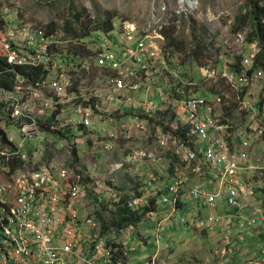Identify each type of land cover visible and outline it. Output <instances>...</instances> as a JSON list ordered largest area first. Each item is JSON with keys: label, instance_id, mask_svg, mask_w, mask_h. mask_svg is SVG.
Segmentation results:
<instances>
[{"label": "built area", "instance_id": "2783aa9c", "mask_svg": "<svg viewBox=\"0 0 264 264\" xmlns=\"http://www.w3.org/2000/svg\"><path fill=\"white\" fill-rule=\"evenodd\" d=\"M189 5L193 7L192 3ZM158 31L161 35L162 30ZM130 36L127 34L128 39L123 42L122 54H117L112 43L99 36V41L94 40L91 44V55L71 65L75 67L71 74L65 71L64 63L52 58L59 46L66 50L69 39L61 40L56 33L47 35L42 29L22 24L18 28L6 27L4 31L0 30V45L11 66L43 67L48 70L44 79L31 82L19 76L12 90H0V102L8 105L7 120L15 121L14 124L20 130L16 142L10 136V140L16 143L15 151H0V168L4 165L1 155H6V158L17 157L22 162L28 157V162L33 164L48 158L40 136L45 134L43 123L53 115L54 120L59 117L61 119L59 122L53 121L51 130L65 131L72 124L79 131L73 136L65 134L68 135L67 145L79 149L85 147V142L91 138L103 149H111L110 141L104 140L106 136L115 138L120 133L147 131L146 123L153 120L169 98H174L184 121L180 120L183 123L176 127L170 126V129L188 125V139L175 138L179 141L181 159L189 165L192 173L175 168L174 175L171 172L164 178L165 185H157L161 180L156 175H147L137 191L130 196L121 194L114 199L111 188H100L97 198L109 196V200L117 203L125 196L124 204L132 209L169 204V214L159 217L153 228L157 242L163 228L175 220L185 223L186 227L190 226L188 213L181 209L184 197L191 200L188 208L196 213L192 214L195 221L191 222V226L198 230L214 233L219 226L229 228L228 220H235L233 225L237 229H248L264 235V212L256 210L254 215L241 218L240 212L235 211L239 200L251 198L262 187L258 181L253 180L255 172L264 167L260 165L259 158L252 156V146L264 140V112L259 110L254 99L246 102V128L236 134L238 140L232 143L229 124L219 122L215 107L209 100L193 93L194 81L190 83L192 86L188 92L178 91L179 83L186 81L181 75L182 79L179 77L177 67H173L172 63L176 62H172L170 52L161 43H157L150 33H145L143 38L139 37L135 44L129 43ZM255 52L257 49L253 54ZM241 65L253 66L252 58L244 57ZM93 68L98 73L96 84L89 85L83 80L74 79L78 71L91 72ZM213 72V69H206V77L212 78ZM228 74L232 82L241 84L249 80L244 71ZM103 86L109 87L113 93L110 103H115L113 111L119 115L117 118L109 117L105 120L100 115L104 111L101 107ZM48 92L51 96L45 97L44 93ZM131 108L137 110L134 119L121 117L125 109ZM70 109L73 111L72 119L68 116ZM167 112L176 115L171 106ZM38 114L44 116L42 121ZM19 116H23V119L18 120ZM102 123H105L104 126ZM155 129L161 131L162 127L156 125ZM243 136L246 139L242 140ZM161 141H165V138ZM29 145L34 149L31 155L26 151ZM140 155H145V152ZM54 161V169L60 170L63 181L52 182L51 170L39 168L38 173L11 174L0 183V264H64L71 257L83 261L98 260L105 254L113 256L116 251L115 233L110 235L108 245L105 237L91 234L96 223L90 209L73 208L58 215L53 213L54 205L59 204L62 198H73L77 191L86 195L84 184L76 180L73 171L66 169L64 163ZM4 171L10 172L6 168ZM208 171H215L216 174L207 178ZM50 193L53 197L50 201L52 207L44 203ZM222 193L225 194V204L232 210L225 216H218L214 211ZM63 207L65 205L60 204V208ZM179 208L181 213L178 212ZM201 209L208 213L200 217ZM257 215L259 218H256ZM54 222L56 225L51 226ZM84 239L90 241V252L79 247ZM126 255V251H123V256ZM156 258L152 256L150 263H154Z\"/></svg>", "mask_w": 264, "mask_h": 264}, {"label": "rangeland", "instance_id": "374dc122", "mask_svg": "<svg viewBox=\"0 0 264 264\" xmlns=\"http://www.w3.org/2000/svg\"><path fill=\"white\" fill-rule=\"evenodd\" d=\"M190 3L193 4V7H190ZM261 3H264V0ZM71 7L81 11L82 22L87 25H89L90 19L95 22L97 15H100L102 19H107L111 11L114 16L112 20L115 22V28L109 32L96 30L85 39L86 41L90 39L99 41L97 38L100 36L112 43L117 54L123 53V42L128 39L127 34L131 35L129 43L135 44L138 42L139 37H144L145 33L152 34L153 39L164 47L167 46L168 42L166 35L170 34L182 41L187 52H189L192 20H195L201 30L207 29V40L212 43L208 46L203 60L206 65L192 67L189 65L188 59L184 61L185 51H174V47L167 48V50L171 54L172 62L177 64L179 77L181 75L187 85L192 78V81H194L193 93L209 100L211 105L215 107L218 117L221 119L226 118V124L230 126L228 132L232 143H236L238 140L236 134L246 128L245 103L252 102L253 99L257 103L261 99L264 100V73L255 71L249 75L248 71L253 66L242 67L241 65L239 72L244 71L246 77L249 78L246 82L240 84L237 81L232 82L228 78V73L234 72L229 67V62L232 59L237 60L240 55L243 58L246 56L252 58L253 52L256 49L257 52L259 51L256 43L252 45V43L247 42V35L251 31L249 25L237 32L233 31L236 18L245 14L248 10L246 0H0V14L6 21L8 28H18L22 24L26 27L44 29L47 24L53 22L60 27V30L56 32L59 38L61 35L63 36L62 26L69 17ZM90 26L93 27V22ZM158 30H162L161 35ZM64 50L65 47L59 46L55 49V52L57 54L64 52ZM183 62L187 64L184 65ZM72 63L74 64V62ZM74 68L70 66L65 68V71L73 74ZM208 68L213 69L215 72H213L212 78L206 77V69ZM97 74L96 69L88 73L80 70L74 79L77 78L76 81L83 80L85 84L94 85L97 83ZM176 79L178 80L177 77ZM188 86L192 85L189 83ZM101 89V102H110V97L113 94L110 88L103 86ZM44 94L45 97L51 96L49 92ZM170 106L176 111L173 119H171L172 113L167 112ZM262 108H259V110L264 112V104ZM132 111V108L125 109L127 114H123L121 117H131ZM159 111L151 122L146 123L147 131L145 132L120 133L116 138L106 136L104 140H115V142H112L111 149H103L98 143H94L91 138H88L85 147L75 148L77 150V161L72 158L71 148L74 147L70 144L67 145V139L59 140L46 133L40 136L41 143L45 145L44 148L47 150L46 157H48V160H58L59 163H64L66 169L73 171L76 180L84 184V189L88 187L87 191L85 190L87 195L85 200L96 223L91 234H99L105 237L108 241L107 245L110 244V235L112 233L117 235L116 241L120 244L116 245L117 249L111 257L112 260H106L105 254V256L95 260V263L113 264L115 261H121L126 264L128 258L129 264H264V235L248 229H237L233 225L235 221L231 220L228 222L231 232L227 235V239L222 236L223 233L220 230L215 231V233L222 237L214 235L212 238L207 236L208 233H205V231L197 230L199 232L198 237L201 240L203 238V240L200 241L199 245L196 244L197 247H193L195 242L198 243V240L193 238L191 241V238L194 237L193 231H185L182 222H180L181 224L174 231H168L174 224L170 227H164L157 242L153 228L156 226L157 219L164 217V215L159 216V213L163 210L161 206L158 210L152 211V215H150L151 213L148 214L140 222L133 225L132 228L129 227L117 233L109 227L103 232L95 214V209L100 207L101 204H111V200H109V196L105 198L103 195L99 198L98 203H94L100 194L99 189L103 186V188H111V193L115 199L118 193L125 196L132 195L149 173L159 175L164 181V178L170 175L169 166L171 164L174 169L177 168L179 171L192 173L189 165L186 162L183 163L181 159L179 141L175 138L173 132L169 131L170 126L176 127L177 124L183 123L180 120L184 121L179 114V105L174 102V98H169L168 102L164 103ZM100 115L102 118L105 117V120L109 117H119L113 111L111 105L109 109L104 106V111ZM43 117V115L38 114V118H41L40 121ZM69 117L72 119L73 115ZM60 119V117L57 118V122ZM54 121L56 122V118ZM9 123H12V120H0V126L8 131V134L16 142L20 137V130L15 126V121L12 123L13 126ZM156 125H160L162 130L157 131L155 129ZM65 131L69 136L79 132L72 124H69ZM163 138H165V141H161ZM244 139L246 137L243 136L242 140ZM53 142L58 143V147H61L57 148L50 145ZM35 143H38V141ZM252 147V156L259 158V162L263 164L264 140L259 141ZM142 152H145V155H140ZM130 156H132L131 160H129ZM134 156L136 159H134ZM152 158L157 160L149 161ZM115 163L120 165H115ZM1 169L0 174L3 175L4 179L11 174ZM213 174H216V172L214 171ZM256 180H260L264 186V173L257 176ZM257 201L260 209L256 210L264 212V197L260 196ZM253 203L256 204L255 201ZM163 204L165 203L159 205ZM238 209L239 211H246L244 212L246 216L254 215L256 211L251 204L244 202L241 203ZM180 210L179 208V213H181ZM214 212L218 216H225L227 212H231L229 206L225 204L224 193L218 198V205L215 207ZM206 213H208L207 210L203 211L204 216ZM216 226L218 227L219 224L216 223ZM139 235L143 239L142 243H140ZM235 238L238 240L237 242H235ZM185 239H189V243L185 247L191 248V251L196 249L195 253L179 254L176 248L170 247L168 249L172 243L175 244L176 240L178 246ZM122 242L125 246L121 244ZM232 243L235 245L227 248ZM123 251H126V256H123ZM152 256H157L154 263L149 261ZM158 257L159 260H157ZM71 260L72 258H70Z\"/></svg>", "mask_w": 264, "mask_h": 264}, {"label": "trees", "instance_id": "16d2710c", "mask_svg": "<svg viewBox=\"0 0 264 264\" xmlns=\"http://www.w3.org/2000/svg\"><path fill=\"white\" fill-rule=\"evenodd\" d=\"M261 2H263V0H246V7L248 10L245 14H242L241 16H238L236 18L235 25L233 27V31L237 32L239 30L244 29L246 25H249L251 31L247 35V42H249L250 44L256 43L259 48V51L255 52V54L252 55L253 67L250 71H248L249 75H251L255 71H259V73H264V3ZM113 17L114 16L113 14H111L110 11L107 19H102L100 15H97L95 18V22L90 19L89 25H87L85 22H82L83 17L81 11L78 9H73L71 7L69 11V17L62 26L61 31H63V36L61 35L60 37L61 40L69 39V45L68 47H66V50L64 52L55 54L52 57L53 60L60 61L64 64H70V62H74V64L76 65L82 59V57H89L92 51L91 44H93L94 40L92 41L90 39L89 41H86L85 38L91 36L92 33L96 30H104L106 32H109L114 29L116 25L115 22L112 20ZM92 22L93 27L90 26L92 25ZM6 27V21L0 14V30L4 31ZM59 28L60 27L56 23L50 22L42 30H44L47 35H51L55 34L58 30H60ZM191 30V47L189 52H187L186 46L182 41H179L177 38L172 37V35L170 34L166 35V37L168 38V42L165 48L171 49V47H174V51H185L184 61L188 59L190 63L188 61L187 63H189V65H191L192 67H196L198 65H206L204 64L203 60L206 56L208 46L212 43L208 42L207 40V29L204 28L203 30H201V28L193 19ZM4 54V50L1 48L0 45V90H12L13 86L16 83V78L19 76L25 77L31 82H34L36 80L44 79L48 75V70L42 67L11 66L7 62ZM241 58L243 59V57L240 55L238 56L237 60L232 59L231 62L228 61L230 63L229 67L233 71H235V73H238L241 70ZM183 63L184 65L187 64L186 62ZM172 64L173 67H177L176 63ZM189 81L190 82H188V85L189 83H191L192 78ZM188 85L186 84V82L179 83L180 89H178V91L188 92V89L190 88V86ZM178 91H176V93ZM258 104L259 108L263 109L262 105L264 104V100L261 99ZM6 106L7 105L5 103L0 102V120L8 119L9 117V113L7 111ZM173 118H175L174 112L171 116V119ZM218 118L220 123H226V118ZM53 121L54 115L52 117H49L43 123V129L45 133L59 140L68 139V135H65L66 131L51 130V125ZM160 123L162 122L160 121ZM188 128V125H182L175 130L169 129V131L173 132L174 136H176L177 139L187 140L188 136L186 132ZM15 144L16 143L14 141L10 140V135L7 133V131L1 128L0 126V151L3 149H8L9 151L14 152L16 149ZM50 145L55 146V143H50ZM26 151L31 155L34 152V149L32 146L29 145L27 146ZM71 155L74 161H77V150L75 148L71 150ZM3 163V166L10 172H14L17 167H20L22 165V161H20L17 157H5ZM169 170L172 172V174L175 172L174 166H172V164L169 166ZM261 193L262 195L264 194V188L261 189L259 195ZM121 194L122 193H118L117 196ZM98 201L99 199L97 198L95 199V202H93L98 203ZM124 201L125 196H123L121 201L117 203H113L111 201V204L109 205L101 204L100 207H96L95 214L97 215V219L101 224L103 232H105L109 227H111L117 233H120L124 229L131 227V225L137 224L148 214H150L154 209H156L155 206L152 205L147 207H141L138 209H132L127 207L124 204ZM107 217L109 219H106ZM232 244H229L227 248Z\"/></svg>", "mask_w": 264, "mask_h": 264}, {"label": "bare ground", "instance_id": "6f19581e", "mask_svg": "<svg viewBox=\"0 0 264 264\" xmlns=\"http://www.w3.org/2000/svg\"><path fill=\"white\" fill-rule=\"evenodd\" d=\"M71 65H73V63L72 62H70V64H65V67H64V69L65 68H67V67H70ZM43 68V67H42ZM94 70H95V68H93ZM97 70V69H96ZM92 71V70H91ZM87 71H85V73H86ZM88 73V72H87ZM258 104V103H257ZM9 106H11V105H9ZM104 106H105V102H103V103H101V107L103 108V110H104ZM6 107H8V105L6 106ZM72 109H70L69 110V114H68V116H71L72 115ZM132 112H136V110L135 109H133V111ZM132 112H131V115H132ZM6 113V112H5ZM4 113V114H5ZM21 119H23V116H19L18 117V120H21ZM14 121H12V123H13ZM56 122H57V118H56ZM12 123H9V124H11V126H13V124ZM16 126V125H15ZM17 127V126H16ZM1 128H3V127H1ZM126 134V133H125ZM116 138V137H115ZM110 141V143L112 144V142H115V140L113 139H110L109 140ZM5 156L6 155H1V161H3L4 160V158H5ZM28 160H29V158L28 157H26V159H24L23 160V162H22V165L20 166V167H17L16 169H15V171L14 172H9V173H11V174H20V173H26V174H29V173H31V172H36V173H38L37 171H38V169L39 168H48V169H50L51 170V172H52V177H51V179H52V182H55V181H63V178H61L60 177V170L59 169H57V170H55L54 169V166H55V164H56V162L54 161V160H48V158H46V159H42L41 161H39V162H37V163H35V164H33V163H30V162H28ZM157 159H153V160H151V162H153V161H156ZM260 165L262 166V167H264V163L262 164V163H260ZM2 170H5V167L3 166V168H2ZM262 173H264V169H261L260 171H257V172H255V176L253 177V180L254 181H258L260 184H261V188H259L257 191H256V193L251 197V198H245V199H243V200H239L238 201V204H239V206H237V207H235V211H238V212H240V217L241 218H247V217H249V216H252V215H248V216H246V215H244V212H246V211H239V207H240V205H241V203L242 202H244V203H246V204H251V206H252V208L253 209H260V207L258 206V201H257V199H259L260 198V196H262V197H264V194L262 195V193L259 195V193H260V191H261V189L262 188H264V186L262 185V183H261V181L260 180H256V177L257 176H259L260 174H262ZM11 174H9V175H11ZM160 177V176H159ZM160 179H162L163 180V178L162 177H160ZM162 180L160 181V184H161V182H162ZM143 183V182H142ZM65 184V183H64ZM88 187H85V189H84V191L87 189ZM89 190V189H88ZM87 191V190H86ZM88 194V193H87ZM87 195H85V194H83L81 191H77L76 192V196L75 197H73V198H70V197H68V198H62L60 201H59V204H56V205H54V207H53V213L55 214V215H58V214H60V213H63V212H67V211H69V210H71V209H73V208H80V209H84V208H88L87 207V201L85 200V197H86ZM53 199V197H52V193H50V194H48L47 196H46V198L44 199V203H46L47 205H49L50 207H52V205H51V203H50V201ZM100 201V200H99ZM253 201H255V203L256 204H254L253 203ZM60 204H64L65 205V207H63V208H60ZM151 206V205H150ZM156 207V206H155ZM230 208V210H232V208L231 207H229ZM89 209V208H88ZM154 211V210H153ZM259 218V215H257L256 216V218ZM233 221H235V220H233ZM56 225V222H54V223H51V226H55ZM106 256H108L109 257V259L110 260H112L111 259V257H113V256H109L108 254H106ZM72 258V260L71 261H66L64 264H96L95 263V260L94 259H87V260H81L80 258H75V257H71ZM115 258V257H114ZM127 262H128V258H127ZM52 264H63L62 262H58V263H52ZM113 264H123L121 261H115V262H113ZM127 264V263H126Z\"/></svg>", "mask_w": 264, "mask_h": 264}, {"label": "crops", "instance_id": "0c3cea01", "mask_svg": "<svg viewBox=\"0 0 264 264\" xmlns=\"http://www.w3.org/2000/svg\"><path fill=\"white\" fill-rule=\"evenodd\" d=\"M110 105H111V107H112V109L114 108V106H115V103H114V101H111V103L108 101V102H106L105 101V106H106V109H109V107H110ZM136 113H137V110H136V112H132V115H131V117H129L128 119H130V120H132V119H134V117L136 116ZM124 114H127V112H125V110H124ZM115 118V117H114ZM104 124L105 123H102V126H104ZM55 147H57V148H59V147H61V146H59L58 147V143H55ZM2 170V169H1ZM214 172V171H213ZM213 172H211V171H208L207 173H208V176H207V178H209V177H212L213 175H215V174H213ZM171 173V171H169V174ZM161 174H163V173H161ZM148 175H150V176H153V175H156L158 178H160L157 174H153V173H149ZM4 182V177H3V175L2 174H0V183H3ZM165 183H166V179H164V181H163V183L162 184H160V185H165ZM102 184V183H101ZM100 185V184H99ZM102 185H104V184H102ZM157 185H158V183H157ZM104 187V186H103ZM102 187V188H103ZM184 205L181 207V209H182V211H184V212H187L188 213V221H189V227H186L185 226V223H183L182 222V225H183V229H184V226L186 227V229H184L185 231H188V230H192L193 231V234H194V237H192L191 238V241H192V239L193 238H196L197 240H198V243L197 242H195L194 244V246L193 247H197V245L196 244H200L201 242L200 241H202L203 240V238H202V240H201V238H199L198 236H199V232H197V230L198 229H196L193 225L191 226V222L192 221H195L194 219H195V217H192V216H194V215H192V214H196L195 212H193V210H191L190 208H188V204L189 203H191V200H189L188 198H185L184 197ZM160 206H161V208H163V210L159 213V216H162V215H168L169 214V212H170V205L169 204H163V205H157L155 208L158 210L159 208H160ZM186 209V210H185ZM155 210V209H154ZM203 211H204V209H202L201 210V212H200V217H202V216H204V214H203ZM186 213V214H187ZM150 215H152V213L150 214ZM177 221H179L178 223H177ZM230 220H228V222H229ZM181 221L180 220H175V221H173V223L172 224H174V226L173 227H170L172 224H170V226H168V227H170L169 229H168V231H174V230H176L177 228H178V225L179 224H181L180 223ZM176 223V224H175ZM218 230H220V231H222V233H223V237H226V239H227V235L228 234H230V232H231V228H230V230H229V228H225L224 226H219L218 227V229H216V231H218ZM92 232V231H91ZM169 234V233H168ZM113 235V234H112ZM111 235V236H112ZM221 236V235H216V233L214 232L213 234H210V233H208L207 234V236H210L211 238L213 237V236ZM221 236V237H222ZM115 237H117V235H115ZM141 237V235H139V238ZM172 237V236H171ZM170 237V238H171ZM232 239H234V238H232ZM141 242L140 243H142V238H140L139 239ZM235 242H237L238 240L235 238ZM189 239H185V241L184 242H180L179 243V245L177 246L176 245V242H178L177 240H176V242H175V244L174 243H172V245L171 246H169L168 247V249L170 248V247H173V249H177L178 251H179V254H183V253H185V254H191V253H195L196 252V249H192V251L190 250L191 248H188V247H185L189 242ZM116 243H117V245L118 244H120V242H117V241H115ZM124 242H122L121 244H123ZM90 241L88 240V239H84L83 241H82V243H81V245L79 246L80 248H85V249H87V252H90ZM233 246L235 245V244H232ZM243 245V244H242ZM165 253V252H164ZM160 258L158 257V259L157 260H159ZM157 262V261H156ZM127 264H129V262H127Z\"/></svg>", "mask_w": 264, "mask_h": 264}, {"label": "clouds", "instance_id": "9594fccd", "mask_svg": "<svg viewBox=\"0 0 264 264\" xmlns=\"http://www.w3.org/2000/svg\"><path fill=\"white\" fill-rule=\"evenodd\" d=\"M133 225H131V227H132ZM150 260V259H149Z\"/></svg>", "mask_w": 264, "mask_h": 264}]
</instances>
